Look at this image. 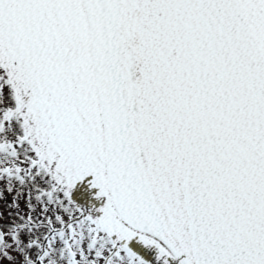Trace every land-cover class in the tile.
<instances>
[{
	"label": "rangeland",
	"instance_id": "rangeland-1",
	"mask_svg": "<svg viewBox=\"0 0 264 264\" xmlns=\"http://www.w3.org/2000/svg\"><path fill=\"white\" fill-rule=\"evenodd\" d=\"M2 4L8 8L16 4L0 1L1 21L9 22L8 10L2 12ZM13 26L11 21L12 29ZM54 32L62 45V29L60 33L55 29ZM63 64H71L67 55ZM24 77L31 84L29 75ZM19 81L23 98L31 92V85L26 88L21 77L0 69V243L8 249V256L12 255L1 258L0 264H146L127 253L121 234L112 226L108 231L111 234L103 229L105 223L97 202L82 205L78 201V186L88 177L92 179L95 169L89 157L94 138L91 136L88 141L81 129V136L76 143L72 138V143L69 137L73 135H68L67 128L52 118H41L38 103L32 109L20 95H15ZM68 97L79 105L78 110L80 103L64 95ZM88 116L85 107L78 110L77 118L87 121ZM73 128L80 129L77 125ZM32 136L39 140L34 142ZM9 149L16 154L12 156ZM78 158L90 173L88 176L82 173ZM101 186L102 189H94L96 195L106 191L105 185ZM24 220L34 226L33 231L26 228ZM25 248L31 249V253L24 257V252L18 250Z\"/></svg>",
	"mask_w": 264,
	"mask_h": 264
},
{
	"label": "bare ground",
	"instance_id": "bare-ground-1",
	"mask_svg": "<svg viewBox=\"0 0 264 264\" xmlns=\"http://www.w3.org/2000/svg\"><path fill=\"white\" fill-rule=\"evenodd\" d=\"M49 1L51 4H47V6L44 4L43 11L46 15V19L49 22V25H52L54 27L55 25L59 24L62 28V34L59 35L60 38L64 39V42L66 44V50L69 51L70 56L73 55L75 51H78L77 49L80 48L81 56L83 58V67H85L87 76H88V90L84 91L82 88V78L83 74L81 72L80 67L78 66L79 63L76 59L75 62L70 64L68 66V79L70 83H73L74 77H72V74L74 71H77L76 79L77 84L75 87H71V90L74 93V97L76 101L80 103L81 106L87 107L89 116L87 121H84V126L87 124V127H83L84 134L89 141L91 139V136L94 138V146L93 150H90L89 157L94 161L95 169L91 173V177L96 184L98 189H102V184L106 185L108 181H110V178L107 176V181H104V175L105 173V162H107V152L106 147L104 145L105 141V134L103 131V127L101 126L102 121L101 117L97 108L96 99L94 96L95 89H93L94 82L92 81V68L89 63V52L90 48L89 45L91 43L90 40V28L89 23L87 21V16L85 13L84 8V0H44ZM57 34V33H56ZM62 39V41H63ZM74 47L76 50H74ZM82 65V64H81ZM64 86V85H63ZM59 85V91L61 94H64L67 87H63ZM65 88V90H64ZM72 100L71 98H69ZM73 101V100H72ZM70 103V102H69ZM70 104L66 102L65 108L69 111H74L77 113L76 109L69 108ZM76 121V120H75ZM107 172V171H106ZM108 173V172H107ZM90 174V173H89ZM109 175V173H108ZM114 177V176H113ZM116 191V188H110V197H115L114 192ZM109 193L102 190L101 196L103 197V200L106 201V195ZM114 202V201H113ZM131 230H127L129 232L128 237L131 238V241H138V245H150V251L152 252V255L156 254H162L166 259L168 264H184L183 258L180 257V255L176 254L175 250L171 247H169L166 243L159 240L156 237H153L151 235L145 234L140 231H134L132 228ZM182 261V262H181Z\"/></svg>",
	"mask_w": 264,
	"mask_h": 264
},
{
	"label": "water",
	"instance_id": "water-1",
	"mask_svg": "<svg viewBox=\"0 0 264 264\" xmlns=\"http://www.w3.org/2000/svg\"><path fill=\"white\" fill-rule=\"evenodd\" d=\"M152 1L153 0H148V3L152 2ZM164 1L165 0H163V1L161 0L158 3L162 5L164 3ZM168 1L170 3H173L174 0H168ZM133 2L134 3H138V0H133ZM122 4H123V2H120V5H122ZM185 6H186V3H184L183 1H181L179 3H176L173 7H171L168 10V16L171 17L174 14H176L177 12H183L184 9H185ZM216 7L218 9H220V7L217 6V3H216ZM123 9H125V7ZM121 51L123 53V59H125L128 63H130V66H128V64H127L128 68L130 69V73L133 72L132 71L133 70L132 69L133 68V66H132L133 62H137L138 63V62L142 61L143 58H147L148 56H151V58H153L155 60H159L160 59L159 56L167 55V53L162 52V53H160L159 56H157L156 53L152 52L153 51L152 49H149V50H146V51H143V52L134 53L135 56L133 54H129V55L126 56L125 48H122ZM121 51L119 52V57H120V62H123ZM169 54H171V52H169ZM173 56H175V55L173 54ZM179 62H180L179 59H176L175 61H171L169 59L168 61L160 64V68H165V67H167V66H169L171 64L173 66H176ZM162 78H165V77H162ZM162 80H156L154 77L151 78V81H156L157 83H163L164 80L163 81ZM171 90H172V88L169 87V92ZM135 98H137V97H135ZM170 99H171V97H169V95L166 94V97L163 99V101L170 102ZM130 106L134 107L132 104H130ZM178 106L183 108L182 100H180L178 102ZM175 127L176 128L180 127V129H178L177 131H181L182 127H181V125L178 122L175 123ZM164 131L165 130L163 129V127H160V128H158L155 131V136H156L157 140L160 141V143L157 144V155H160L161 153H163V150L165 148V142L162 140V138L165 137V135H166V134L163 133ZM169 136H172V134H169ZM138 163L141 164L142 166H145L144 164L147 163V159H138ZM161 170L164 173L163 176L165 175V179L167 181H169L171 176L175 175V170H173V168L171 167L170 163H161ZM142 171H147V170L144 168V169H142ZM153 184H155V183H153ZM186 192H187L188 195H192L193 190L192 189H187ZM168 195L171 196V195H173V193H168ZM166 198L170 199L168 196ZM151 236H153V235H151Z\"/></svg>",
	"mask_w": 264,
	"mask_h": 264
}]
</instances>
